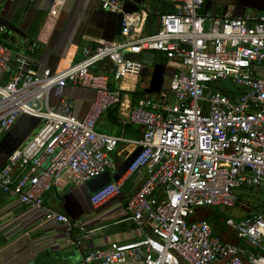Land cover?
Segmentation results:
<instances>
[{
	"label": "built area",
	"instance_id": "1",
	"mask_svg": "<svg viewBox=\"0 0 264 264\" xmlns=\"http://www.w3.org/2000/svg\"><path fill=\"white\" fill-rule=\"evenodd\" d=\"M162 1L174 4L173 11L160 15L155 32L141 35L149 8L124 14V0H98L101 10L122 14L121 39L85 47L78 61L53 71L39 69L31 46L13 51L0 42V134L20 116L40 122L0 169V192L40 212L43 221L63 226L64 242L79 245L74 232L83 224L46 207L42 196L64 179L84 185L112 168L110 154L119 143L132 142L98 133L95 125L103 112L119 106L122 127H142L134 142L140 151L126 175L145 174L125 208L129 220L151 236L88 249L80 264L125 258L139 264H264L263 210L225 220L227 235L245 247L224 241L197 218L199 210L232 207L239 200L236 190L254 187L264 196V78L257 75L264 66V16L216 15L205 10L204 0ZM5 32L0 25V35ZM144 52L163 54L176 70L168 90L124 107L108 78L95 69L109 63L115 82L135 79L142 64L125 54ZM220 81L242 91L229 96L217 87ZM67 86L95 92L81 119L64 97ZM123 184L111 182L91 194V205L120 195ZM93 233L85 231L82 239Z\"/></svg>",
	"mask_w": 264,
	"mask_h": 264
},
{
	"label": "crops",
	"instance_id": "2",
	"mask_svg": "<svg viewBox=\"0 0 264 264\" xmlns=\"http://www.w3.org/2000/svg\"><path fill=\"white\" fill-rule=\"evenodd\" d=\"M142 6L149 8L151 13L144 17L141 35L155 32L159 27L160 15L174 8V4L162 0H124L123 13L134 14ZM51 10H56L55 15ZM205 10L234 18L264 16V0H205ZM0 25L8 30L5 34L9 43L21 39V48H33L32 58L39 69L53 71L78 61L85 47L92 48L103 41L120 40L122 14L101 10L98 0H0ZM8 32L13 33V36ZM147 54L152 71L142 79L138 76L117 83L113 80L109 63L95 69L96 73L108 78L111 89L118 92L124 107L134 106L147 97H158L161 92L168 90L176 67L163 54L144 52L140 55L126 53L125 56L140 62L142 55ZM257 75L264 78V66L257 69ZM133 93H136L134 103ZM64 97L72 102L74 115L81 119L95 101V92L78 86H67ZM50 102L55 105L57 100L51 96ZM119 108L103 112L96 122L95 130L98 133L122 136L132 142L119 143L110 154L111 182H124L121 194L93 207L86 184L73 186L68 179H64L59 187L44 193L42 200L46 207L83 224V230L77 229L74 232L80 244L69 246L64 242L63 226L43 221L40 212L0 192V264H80L88 249L106 250L112 244L136 242L151 236L149 229H138L126 212L127 198L140 187L145 175L144 170L126 175L129 164L140 151L134 142L141 138L142 127H122L119 123ZM39 128L40 122L37 119L20 116L9 130L0 134V169L7 157L22 147ZM251 210L252 214L259 211ZM221 224L220 228L224 230L216 235L236 244L235 238L227 235L223 219ZM91 230L94 231L91 237L82 239V234ZM115 264L139 262L125 258Z\"/></svg>",
	"mask_w": 264,
	"mask_h": 264
},
{
	"label": "rangeland",
	"instance_id": "3",
	"mask_svg": "<svg viewBox=\"0 0 264 264\" xmlns=\"http://www.w3.org/2000/svg\"><path fill=\"white\" fill-rule=\"evenodd\" d=\"M6 31H8V30L6 29ZM8 33H9V35L11 34V32H8ZM14 37H16V36L14 35ZM1 41L2 40H0V42ZM22 42L23 41L21 39L19 40L17 38L12 43H7V42H5V43L12 50L19 51V50H21L22 46H20V45H22ZM1 43H3V42H1ZM147 56H148V54L142 55V57L140 59V63L142 64V71L139 75V79H142L143 77L149 75L152 71V66H151L150 62H148ZM219 86H222V88L224 90H226L227 95H229V96H231L233 94H238L242 91L239 86H237V85H235L229 81H225V82L220 81L217 84V87H219ZM231 93H233V94H231ZM236 194H237L238 198H240V199L232 207L218 206V207L206 208L205 210L217 211L220 214V216L223 218V223L227 219L236 220V219H241L248 214L249 215L252 214L253 210H251V208H253L254 210H264V196L258 191L257 188L253 187V188H248V189L236 190ZM205 210H200V212L205 211ZM222 225L223 224H220L218 228L217 227L215 228L216 231L214 232V234H218L221 231L223 232L224 228H220V226H222ZM236 242L240 246L246 245L244 242H241L238 240H236Z\"/></svg>",
	"mask_w": 264,
	"mask_h": 264
},
{
	"label": "trees",
	"instance_id": "4",
	"mask_svg": "<svg viewBox=\"0 0 264 264\" xmlns=\"http://www.w3.org/2000/svg\"><path fill=\"white\" fill-rule=\"evenodd\" d=\"M205 1V0H204ZM205 6V5H204ZM173 11V10H172ZM171 11V12H172ZM166 13V12H165ZM0 40H2L1 42H3L4 45H7L5 42L9 43V40L7 38V34H4V35H0ZM11 43V42H10ZM8 46V45H7ZM109 87L111 88V84H109ZM224 93L227 94L226 91H224ZM233 94V93H231ZM132 95V98H133V103H134V100H136V93H133L131 94ZM234 95V94H233ZM240 199V198H239ZM205 210V209H204ZM264 211V210H263ZM197 218L199 219H204L206 220L212 227H213V231L215 232L216 231V227L218 228L219 225L221 224V219H223L220 214L217 212V211H213V210H205V211H201L200 210L198 211V215H197Z\"/></svg>",
	"mask_w": 264,
	"mask_h": 264
},
{
	"label": "water",
	"instance_id": "5",
	"mask_svg": "<svg viewBox=\"0 0 264 264\" xmlns=\"http://www.w3.org/2000/svg\"><path fill=\"white\" fill-rule=\"evenodd\" d=\"M14 55H15V53L12 54V60H11L10 64L13 63ZM115 107L116 106H113L112 108H115ZM111 181H112V179H111V176L109 174V171H105L104 173H102L98 177H95L94 179L88 181L86 183V186H87L89 192L91 194H93V193H96L97 191H99L101 188H103L107 184L111 183Z\"/></svg>",
	"mask_w": 264,
	"mask_h": 264
}]
</instances>
